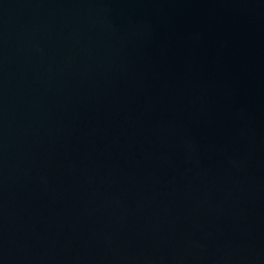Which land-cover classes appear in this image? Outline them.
I'll list each match as a JSON object with an SVG mask.
<instances>
[{"label":"water","instance_id":"95a60500","mask_svg":"<svg viewBox=\"0 0 264 264\" xmlns=\"http://www.w3.org/2000/svg\"><path fill=\"white\" fill-rule=\"evenodd\" d=\"M0 264H264V0H0Z\"/></svg>","mask_w":264,"mask_h":264}]
</instances>
